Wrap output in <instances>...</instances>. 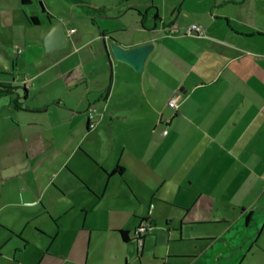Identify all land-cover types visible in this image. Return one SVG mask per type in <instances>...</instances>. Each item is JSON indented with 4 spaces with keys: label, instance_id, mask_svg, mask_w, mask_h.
<instances>
[{
    "label": "crops",
    "instance_id": "obj_1",
    "mask_svg": "<svg viewBox=\"0 0 264 264\" xmlns=\"http://www.w3.org/2000/svg\"><path fill=\"white\" fill-rule=\"evenodd\" d=\"M0 264H264V0H0Z\"/></svg>",
    "mask_w": 264,
    "mask_h": 264
},
{
    "label": "water",
    "instance_id": "obj_2",
    "mask_svg": "<svg viewBox=\"0 0 264 264\" xmlns=\"http://www.w3.org/2000/svg\"><path fill=\"white\" fill-rule=\"evenodd\" d=\"M67 43V31L62 22L58 23L56 27L45 38L46 50H52L62 47ZM155 44L148 42L136 46L125 47L117 40H113L109 45H106L109 57L113 55L116 60L128 63L135 70L141 71L144 69L146 60L148 59Z\"/></svg>",
    "mask_w": 264,
    "mask_h": 264
},
{
    "label": "built area",
    "instance_id": "obj_3",
    "mask_svg": "<svg viewBox=\"0 0 264 264\" xmlns=\"http://www.w3.org/2000/svg\"><path fill=\"white\" fill-rule=\"evenodd\" d=\"M173 30L177 29V24H174L172 26ZM75 28H71V32H74ZM203 33L204 29L203 26H201L200 24L197 23H193L190 24L187 28H186V33L190 34V33ZM179 101H180V94H174L169 100H168V105L171 106L174 109H177L179 106ZM96 116V110H89V119H94ZM90 126L94 127L95 126V122L91 121L90 122ZM164 134L168 133V130L165 129L163 131ZM154 228V224L153 221L151 220L150 217L148 218H144L143 221L141 222V224L136 228L135 233L138 237V244L139 246H141L143 244V240H142V236L145 235L148 231L152 230Z\"/></svg>",
    "mask_w": 264,
    "mask_h": 264
},
{
    "label": "trees",
    "instance_id": "obj_4",
    "mask_svg": "<svg viewBox=\"0 0 264 264\" xmlns=\"http://www.w3.org/2000/svg\"><path fill=\"white\" fill-rule=\"evenodd\" d=\"M22 1H23V3H27V2H29L30 0H22ZM30 20H31L33 23H38V22H39V19H38V17H36V16H32V17H30ZM118 167H119V166H118ZM119 168H121V167H119ZM135 230H136V229H135ZM152 230H153V229H152ZM152 230L148 231L145 235H147V234H148L149 232H151ZM121 233H122L123 238H125L126 240L129 239V235H128V233H127L126 231L121 230ZM145 235L142 236V240H144ZM135 237H136V240L138 241V237H137L136 233H135Z\"/></svg>",
    "mask_w": 264,
    "mask_h": 264
},
{
    "label": "rangeland",
    "instance_id": "obj_5",
    "mask_svg": "<svg viewBox=\"0 0 264 264\" xmlns=\"http://www.w3.org/2000/svg\"><path fill=\"white\" fill-rule=\"evenodd\" d=\"M71 218H73V217H71Z\"/></svg>",
    "mask_w": 264,
    "mask_h": 264
}]
</instances>
